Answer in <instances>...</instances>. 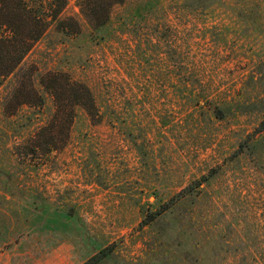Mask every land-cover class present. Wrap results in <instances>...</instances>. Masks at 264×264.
<instances>
[{
    "label": "rangeland",
    "instance_id": "rangeland-1",
    "mask_svg": "<svg viewBox=\"0 0 264 264\" xmlns=\"http://www.w3.org/2000/svg\"><path fill=\"white\" fill-rule=\"evenodd\" d=\"M61 17L83 36L52 28L0 88V264H264V153L240 151L264 125V0H126L103 41L75 0ZM33 67L103 115L78 108L48 156L17 151L35 127L3 112Z\"/></svg>",
    "mask_w": 264,
    "mask_h": 264
},
{
    "label": "trees",
    "instance_id": "trees-1",
    "mask_svg": "<svg viewBox=\"0 0 264 264\" xmlns=\"http://www.w3.org/2000/svg\"><path fill=\"white\" fill-rule=\"evenodd\" d=\"M70 1L0 0V88L52 28L65 42L83 36V28L78 20L61 19ZM75 1L90 27L89 36L100 38L101 41L109 35L114 7L126 2V0ZM260 66L259 71L262 74L264 61ZM250 104L239 108L240 110L248 108L251 111L254 103ZM78 108L85 110L94 122L103 119L96 98L85 83L73 79L67 72L49 71L40 74L33 67L25 71L20 83L4 104L3 112L9 119L20 117L26 121V125L18 126L19 129L35 127L27 137L21 135L15 139L17 151H31L28 154L33 156L42 154L48 156L54 151H61L68 144ZM216 110V116L219 113L233 112L231 107L224 109L218 107ZM223 117L224 115H218V118ZM263 132L264 125L249 133L240 144V151L251 157H258L259 162L264 151H260L262 142L257 135ZM25 155V152L20 153L23 158ZM214 177H203L204 179L198 181L194 188H199L205 182L210 183Z\"/></svg>",
    "mask_w": 264,
    "mask_h": 264
}]
</instances>
